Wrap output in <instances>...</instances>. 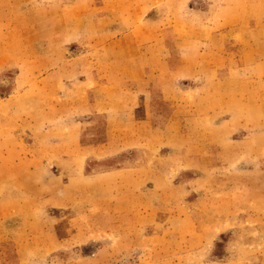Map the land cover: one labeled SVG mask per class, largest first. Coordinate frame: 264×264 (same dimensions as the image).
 Segmentation results:
<instances>
[{"label": "rangeland", "instance_id": "obj_1", "mask_svg": "<svg viewBox=\"0 0 264 264\" xmlns=\"http://www.w3.org/2000/svg\"><path fill=\"white\" fill-rule=\"evenodd\" d=\"M176 2L157 7L185 15L186 65L177 75L185 79L164 91L185 95L186 116L162 108L157 88L145 103L156 133L132 116L124 128L135 131L121 146L130 147L92 157L84 144L105 138L75 123L94 129L110 121V112L86 113L88 99L123 77L115 65L124 55L114 44L100 47L124 30L131 41L149 40L133 34L152 3L0 0V264H166L172 255L171 264H185V233L199 226L203 251L190 264L231 253L232 264H264V0ZM131 165L167 178L142 186L156 189L143 194L136 214L120 211L134 198L118 194L112 178L93 179ZM167 183L176 191L162 201ZM158 222H170L167 234L180 241L158 237Z\"/></svg>", "mask_w": 264, "mask_h": 264}, {"label": "crops", "instance_id": "obj_2", "mask_svg": "<svg viewBox=\"0 0 264 264\" xmlns=\"http://www.w3.org/2000/svg\"><path fill=\"white\" fill-rule=\"evenodd\" d=\"M115 1L118 2L119 0H115ZM152 1H155V3ZM152 1L150 0L152 5L149 10L150 14H148V16L145 18V22L143 26L144 29L140 28V31L137 30L138 34H133L137 38L143 37L145 35V37L150 38L149 40L134 39L133 38L134 36H132L133 41H131V39L127 37L131 34L125 35V30H124L121 33L118 34L116 33L115 35H112L100 47L102 48V50H105L109 48L110 45L114 44L115 47H113V49L115 50V52L121 55V57H123L124 55V59H119L117 61V64L115 65V69L118 70V72L116 73L117 76L120 77L121 75V77L122 76L123 77L120 80H118V84L109 83L105 81V84H109L107 85V88L110 89L108 93L101 95L95 92L93 97L88 99V101H92L90 105L93 107V110L86 113H92L97 115V114H105L110 112L112 113L110 115L111 116L110 121L104 122L102 125L98 126V128H94V129L90 128L91 126L89 125L83 126L81 121L79 123H75L77 125L76 127H79V129H81V132L83 130L86 131V133L102 132V136L103 138H105L103 139V141L92 142L88 140L84 144V147H82L87 151H91L90 155H92V157L93 156L97 157L95 153L101 152L102 149L111 150V149H117L119 147L122 149H128V147H130L129 144H126L124 147L121 146L126 141L131 140V138L126 140V135L131 133L132 131H135L134 128L132 127L131 129L124 128L126 127V125L124 124L125 119L130 118L132 116H135L137 118L136 121H134V119L132 120V122H135L136 126L144 124V127L151 130L153 134L156 133L157 129H153V127L151 126V121L147 119L148 115L145 108V103L146 100H148V98H151L152 96H159V93L156 92L157 88H161L163 97H161L160 95L161 98L160 106L162 108H167V109L173 108L174 115H185V111L182 110L183 107L185 106V95L182 93L181 95H179L181 97L173 98V95L165 92L166 88H168L169 85L175 84L176 81L178 82V79H185V77L180 78L179 76H177L181 73V70L185 69V65H186L185 56L183 55L185 54V36L187 35L185 29V15L179 17L175 15H170L168 14L170 11H163L162 9H159L157 7V5L162 3L163 0H152ZM166 2H167L166 5H162V7L173 6V4L177 3L176 0H166ZM101 4H104L105 6V0H101ZM161 10L163 13H161ZM165 19L169 21V24L165 27H161L162 24L161 22ZM177 21H181V27H176ZM144 42L147 43H145V45L141 44ZM138 44H141V47H139ZM164 51H169V54L165 56V54L163 53ZM84 52L86 51H82V53ZM178 52L182 55L178 59H174L173 55L177 54ZM162 54L165 57H163ZM126 55H133V58L132 59L127 58ZM169 57H171L172 59H169ZM58 66H55V68H59ZM105 76L106 75H102L100 78ZM111 91H115V93H112ZM174 99H177V101L176 100L174 101ZM187 118L188 117H186V119ZM129 125L132 126L131 124ZM108 133H110L109 138L107 137ZM121 133H125V136L123 137L119 136L121 135ZM115 136H117V138L111 141L110 138ZM114 154L115 153H110L109 155H114ZM131 167L133 168L130 170ZM99 176L105 178L106 177L112 178L114 184L117 187L119 186L116 189V192L118 194L120 193L123 196H128V197L133 196L134 198L133 207L130 208L129 206H126V208H120V211H127V212L130 211V212H134L135 214L141 211L139 206L142 203L141 198L143 194H148L150 190L156 189L154 184L153 186L151 185V187H148L149 192L144 193L143 191L145 189H142V186L146 185L147 182L151 180L163 181L164 179H167L165 177V174L163 173L161 174H157L156 172L153 173V169H150L144 174L142 173V168L132 165L127 169L118 168L114 172L110 171L108 173H104L101 175H96V176L94 175L93 179L99 178ZM125 178L126 180H128V182L125 181ZM120 181L121 184H119ZM175 186L176 185L174 183L172 184L167 183L166 186H164V188H161L162 189L161 198L163 199L162 201H164V199L167 200L168 198L169 199L172 198L171 194L174 191H176ZM163 203L164 202H162V204ZM117 204L124 205V203H122L121 201H118ZM109 205L112 206L113 205L112 202H109ZM169 205L170 204H167L166 202V204L163 206H166L167 208L163 209V211H169L170 210L168 209ZM153 206L156 208L154 207L152 208L158 211L157 209L158 205H153ZM188 207H189L188 209L187 207H185V220L188 218L190 220L189 212L191 211V208L190 206ZM132 222L134 223L133 228H138V225L136 223V217L135 220ZM189 222L190 221H188L187 223ZM158 223L160 225L159 229L160 227L164 226V230L161 233H157L158 237H160L165 242L171 241L172 245H175L177 241H180L179 239L181 237L179 234H175V235L167 234L168 230L165 229L171 230L172 224L170 222H165V223L158 222ZM139 229H141V227H139ZM197 230L200 231L201 227L199 226ZM197 230L194 232H190V234L185 233V239H184L185 241L183 242V244L185 245V249L180 251L182 252L180 256L185 258V264L192 263L193 254L199 255L201 251H203V249H199L201 247L200 240H202V237L200 235V232ZM232 255L233 254L231 253L228 257L225 256V258L223 259L219 257L220 262L216 261V259L213 260L211 259V262L213 264H232L230 262L233 261V258L231 257ZM171 259H173V255L169 256V261H167L166 264H171L173 262L171 261ZM163 260H166V258L162 259V261ZM224 260H227V263L222 262ZM203 264H211V263L206 262Z\"/></svg>", "mask_w": 264, "mask_h": 264}]
</instances>
